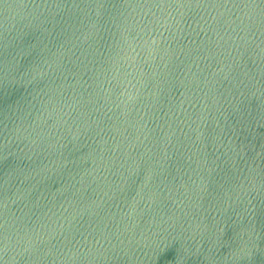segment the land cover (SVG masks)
<instances>
[{
    "label": "water",
    "instance_id": "95a60500",
    "mask_svg": "<svg viewBox=\"0 0 264 264\" xmlns=\"http://www.w3.org/2000/svg\"><path fill=\"white\" fill-rule=\"evenodd\" d=\"M0 264H264V0H0Z\"/></svg>",
    "mask_w": 264,
    "mask_h": 264
}]
</instances>
